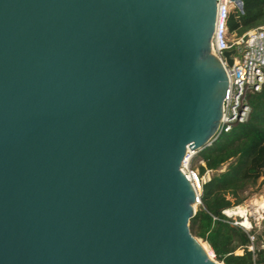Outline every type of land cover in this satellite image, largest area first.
Returning <instances> with one entry per match:
<instances>
[{"label": "water", "instance_id": "95a60500", "mask_svg": "<svg viewBox=\"0 0 264 264\" xmlns=\"http://www.w3.org/2000/svg\"><path fill=\"white\" fill-rule=\"evenodd\" d=\"M216 20L217 0H0V264H222L182 169L222 117Z\"/></svg>", "mask_w": 264, "mask_h": 264}, {"label": "trees", "instance_id": "16d2710c", "mask_svg": "<svg viewBox=\"0 0 264 264\" xmlns=\"http://www.w3.org/2000/svg\"><path fill=\"white\" fill-rule=\"evenodd\" d=\"M242 1L243 11L233 9L228 20L229 32L236 37L264 24V0ZM248 102L251 105L249 120L235 125L230 133L204 149L201 175L206 170H221L232 162L226 170L215 173L203 183L200 203L189 226L191 233L206 241L215 259L223 264H264V246L259 248L255 239H250L254 230L234 225L228 217L229 209L237 213L238 205L247 198L245 191L264 171V85L261 91L248 95ZM250 245L254 246L253 251Z\"/></svg>", "mask_w": 264, "mask_h": 264}, {"label": "built area", "instance_id": "2783aa9c", "mask_svg": "<svg viewBox=\"0 0 264 264\" xmlns=\"http://www.w3.org/2000/svg\"><path fill=\"white\" fill-rule=\"evenodd\" d=\"M233 9L242 11L233 0H217V20L211 40V53L220 60L225 68L228 75V90L223 101L219 126L204 149L210 148L224 134L230 133L235 125L244 124L249 120L251 105L248 102V95L261 91L264 85V25L248 30L232 44L230 42L228 20ZM231 49H235L236 54L233 56V65L229 66L224 52ZM199 151L187 150L183 161L182 169L191 182H193V179L189 164L198 155ZM211 171L206 170L208 175ZM203 183H205V180ZM193 184L201 193L200 186L194 182ZM250 239L253 241L254 236H250ZM249 249L253 251L254 246L250 245ZM213 258H215V254Z\"/></svg>", "mask_w": 264, "mask_h": 264}, {"label": "rangeland", "instance_id": "374dc122", "mask_svg": "<svg viewBox=\"0 0 264 264\" xmlns=\"http://www.w3.org/2000/svg\"><path fill=\"white\" fill-rule=\"evenodd\" d=\"M237 38L238 37H236L235 34H230V42L232 44L236 41ZM235 130H237V128ZM203 153H204V150L199 151L198 155L189 164V169L192 171L191 175H192L193 182L196 185H199L201 190H202V185H203L204 180L206 182L210 178H212L215 173H220L221 171L226 170L227 166L232 162V161H230V162L226 163L221 170H218L216 172L211 171V173L209 175L207 174V172H205L204 174L201 175L200 174V167H201V165H204V163L202 161ZM204 175H206L205 178H203ZM201 190H200V192H201ZM244 195L247 198L245 199V201L242 204L238 205L240 207V209L236 213L238 215H231L229 212L228 217L232 220L233 223L240 224L242 227L247 229V231L248 230L249 231L254 230V236H255L254 239L256 241V246H258L259 248H263V246H264V213H263V211H257V208H258L257 204L264 202V171H263L260 179L255 184L248 187V189L245 191ZM198 205H199V203L197 202L194 206L195 212L198 209ZM235 207H237V206H235ZM243 221H247V223L249 222L250 226L249 227L243 226V224H242ZM197 238L199 239L201 244L202 243L205 244L206 248H208V250H209L208 251V253H209L210 248H209L207 242L204 241L202 238H199V237H197ZM251 246H253V245H251ZM241 252L242 251H239L238 253H241ZM220 263H222V262H220Z\"/></svg>", "mask_w": 264, "mask_h": 264}, {"label": "bare ground", "instance_id": "6f19581e", "mask_svg": "<svg viewBox=\"0 0 264 264\" xmlns=\"http://www.w3.org/2000/svg\"><path fill=\"white\" fill-rule=\"evenodd\" d=\"M199 203V202H198ZM259 203V202H258ZM258 205V208H257V211H263V213H264V202H261L260 204H257ZM257 207V206H256ZM233 210V208L232 209H229V212H230V214L231 215H238V214H236L235 212H233L232 211ZM243 226H246V227H249L250 226V224H249V222L247 223V221H243ZM208 244V243H207ZM206 244V245H207ZM202 245H203V247L205 248V250L207 251V253H208V248H206V246H205V244H203L202 243ZM208 246H209V248H210V252L208 253L209 255H210V257H213V255H214V252H213V250H212V248L210 247V245L208 244Z\"/></svg>", "mask_w": 264, "mask_h": 264}]
</instances>
